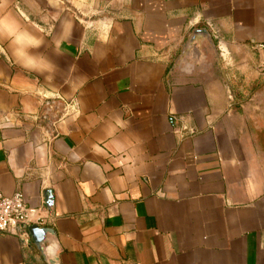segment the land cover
I'll return each instance as SVG.
<instances>
[{
    "label": "crops",
    "instance_id": "1",
    "mask_svg": "<svg viewBox=\"0 0 264 264\" xmlns=\"http://www.w3.org/2000/svg\"><path fill=\"white\" fill-rule=\"evenodd\" d=\"M206 21L264 52V0H0V192L55 233L0 264H264V86Z\"/></svg>",
    "mask_w": 264,
    "mask_h": 264
},
{
    "label": "rangeland",
    "instance_id": "2",
    "mask_svg": "<svg viewBox=\"0 0 264 264\" xmlns=\"http://www.w3.org/2000/svg\"><path fill=\"white\" fill-rule=\"evenodd\" d=\"M211 44L215 54V72L231 89L232 95L235 93L243 100L261 90L264 86V52L232 49L227 45L229 54L224 59L218 49V42L213 39Z\"/></svg>",
    "mask_w": 264,
    "mask_h": 264
},
{
    "label": "built area",
    "instance_id": "3",
    "mask_svg": "<svg viewBox=\"0 0 264 264\" xmlns=\"http://www.w3.org/2000/svg\"><path fill=\"white\" fill-rule=\"evenodd\" d=\"M204 27L208 30L211 37L218 42V49L224 58L229 53L219 28L211 21H206ZM258 49L264 50V45H259ZM39 212L40 210L28 206L21 192L11 196H6L0 192V233L19 235L27 244L31 239L29 227L32 225H44V220Z\"/></svg>",
    "mask_w": 264,
    "mask_h": 264
},
{
    "label": "water",
    "instance_id": "4",
    "mask_svg": "<svg viewBox=\"0 0 264 264\" xmlns=\"http://www.w3.org/2000/svg\"><path fill=\"white\" fill-rule=\"evenodd\" d=\"M197 35H202L205 36L206 38H208L209 41H213L211 39V35L207 30H198L195 31L193 33L192 38L188 41V43L186 44V48L189 47L190 43L193 41V39L197 36ZM48 195H50V192H48ZM29 233L33 239V242L39 246L40 248H42L44 242L47 240L48 236L51 235L53 233V235H55V233L53 232V230L46 228V227H40L37 225H32L29 227Z\"/></svg>",
    "mask_w": 264,
    "mask_h": 264
}]
</instances>
